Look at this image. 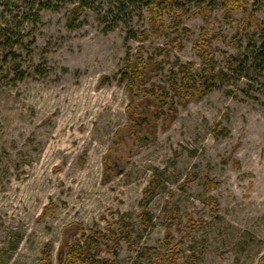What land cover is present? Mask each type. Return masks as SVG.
<instances>
[{
  "label": "rangeland",
  "instance_id": "374dc122",
  "mask_svg": "<svg viewBox=\"0 0 264 264\" xmlns=\"http://www.w3.org/2000/svg\"><path fill=\"white\" fill-rule=\"evenodd\" d=\"M208 1L142 41L145 8L108 24L89 9L75 18L70 2L0 0V264H44L45 253L65 264L100 233L88 264H169L158 254L170 230L175 264H264V68L249 61L264 4L251 0L255 29ZM202 34L218 35L223 77L177 101L174 122L136 121L127 64L157 56L164 71L137 86L171 91L182 65L200 68Z\"/></svg>",
  "mask_w": 264,
  "mask_h": 264
},
{
  "label": "trees",
  "instance_id": "16d2710c",
  "mask_svg": "<svg viewBox=\"0 0 264 264\" xmlns=\"http://www.w3.org/2000/svg\"><path fill=\"white\" fill-rule=\"evenodd\" d=\"M255 5H263L264 0H252ZM75 4L73 13L75 18H78L82 13L89 9L97 14L99 18H104L106 23L117 24L123 21L122 18L126 19L132 18L133 14H137V17H141L142 11L145 8L149 13V26H151V34H147L139 39L146 40L153 34L156 36H165L166 23L165 17H181L188 9L189 6L194 4H206L208 0H39L40 7L46 10H57L58 3ZM223 5L226 6V15L229 19H232V12L241 10L246 14L247 26H252L255 29L262 28L263 22L258 19L254 12L251 11V0H223ZM200 11V10H198ZM198 12L194 13V15ZM113 22H109V19ZM177 18V19H178ZM107 24V25H108ZM82 22L75 26L72 21L69 22V27H81ZM110 28V26H107ZM106 27V28H107ZM105 30L109 32V30ZM214 36V37H213ZM202 34L199 41L195 43V49L197 55L200 57L201 66L199 69L194 70L195 64L191 63L188 65H182L180 67V72L175 73L171 77V91L166 88L159 87L153 84L151 88H143L140 91L137 84L141 83L145 85L156 73L164 71V62H158L157 56H152L149 59H144L142 54L136 55L131 62L127 64L129 72L131 73V78L128 82V93L132 98L131 104L134 105V110L129 109L130 114L137 121H143L146 119L147 123L150 121L148 117L153 114L154 118H163L164 121H169L170 123L176 120L178 114V107L176 102L179 101L185 107L189 101L201 99L207 91L213 87L214 81L217 78H222V73L216 74L215 70V58L214 51L211 47V42L217 40L218 35ZM251 56L249 61L258 69L264 68V35L260 41V44L254 45L252 48ZM233 63V62H232ZM179 75L181 78L179 79ZM149 79V80H148ZM107 81V80H105ZM142 92L143 97H141ZM141 97V98H140ZM156 107L157 111L152 109ZM169 107L171 115H165L164 109ZM170 123H165L164 129L170 127ZM190 227H194L193 218L189 216ZM194 229V228H192ZM104 238V234L100 233L98 238L95 240L87 239V246H81L80 241H76L74 246L70 247L68 255H66L65 264H88L94 263L93 257L90 254L92 247L96 243H101ZM172 232H168L165 244L166 252L165 254L159 253V258L161 263L163 261L169 264H175L174 252L171 250L170 246L172 244ZM178 244L177 246H179ZM47 252V251H46ZM99 253V251L97 252ZM45 263L51 264L50 257L48 253H45Z\"/></svg>",
  "mask_w": 264,
  "mask_h": 264
}]
</instances>
